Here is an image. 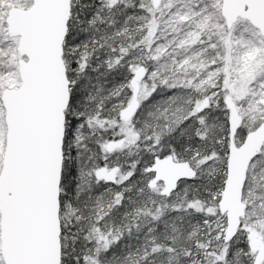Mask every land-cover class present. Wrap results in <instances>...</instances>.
<instances>
[{"label": "snow or ice", "instance_id": "1", "mask_svg": "<svg viewBox=\"0 0 264 264\" xmlns=\"http://www.w3.org/2000/svg\"><path fill=\"white\" fill-rule=\"evenodd\" d=\"M0 264H264V0H0Z\"/></svg>", "mask_w": 264, "mask_h": 264}]
</instances>
